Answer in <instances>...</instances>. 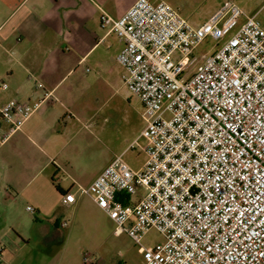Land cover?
Segmentation results:
<instances>
[{
	"label": "built area",
	"instance_id": "1",
	"mask_svg": "<svg viewBox=\"0 0 264 264\" xmlns=\"http://www.w3.org/2000/svg\"><path fill=\"white\" fill-rule=\"evenodd\" d=\"M100 19L125 42L117 61L143 105L146 160L134 169L117 155L79 191L114 221L115 234L127 233L141 247L143 264H264L260 20L232 0L200 25L164 0H135L119 18L103 12ZM208 37L224 41L194 55ZM52 98L45 89L35 102L0 104V145ZM121 196L137 199L124 203ZM63 200L74 203L75 193ZM151 228L164 240L149 247L143 240Z\"/></svg>",
	"mask_w": 264,
	"mask_h": 264
},
{
	"label": "crops",
	"instance_id": "2",
	"mask_svg": "<svg viewBox=\"0 0 264 264\" xmlns=\"http://www.w3.org/2000/svg\"><path fill=\"white\" fill-rule=\"evenodd\" d=\"M134 1L0 0V104L11 98L35 102L45 89L53 93L0 145V206L13 207L21 200L26 209L34 207L33 212L27 209L26 219L11 214L0 227V264H85V250L88 264H143L142 249L127 233L99 228L89 212H105L78 189L143 138L146 122L133 142L115 151L113 126L96 112L88 115L92 108L78 86V72L90 71L89 65L103 73L118 64L125 42L101 26L100 16L106 12L119 18ZM225 1L218 0L215 10ZM232 1L264 27V0ZM79 124L89 133H82ZM144 145L145 139L143 151ZM68 191L76 196L72 204L63 200ZM121 199L134 201L133 196ZM70 211L74 216L67 221Z\"/></svg>",
	"mask_w": 264,
	"mask_h": 264
},
{
	"label": "rangeland",
	"instance_id": "3",
	"mask_svg": "<svg viewBox=\"0 0 264 264\" xmlns=\"http://www.w3.org/2000/svg\"><path fill=\"white\" fill-rule=\"evenodd\" d=\"M174 6H179L182 14L193 24H202L210 17L215 10V4L218 0H167ZM260 18L264 19V11L260 14ZM223 40H216L211 37L206 38L203 43L195 50L194 55L201 56L203 53L213 52L221 44ZM91 70H82L78 72V86L84 92L85 102L91 106V111L88 115L97 113V118L103 120L108 118L109 126L114 128V142L112 147L115 151L122 148V146L133 142L140 130L143 128L145 120L142 116L143 106L139 98L132 94L123 81V76L126 69L119 63L114 65L113 71L101 72L93 65H89ZM84 68V67H83ZM195 67L192 68L194 70ZM81 126L82 133H89L88 129L83 124ZM93 127V126H92ZM144 139L140 138L135 144V148L129 149L123 155V159L127 161L133 168H139L146 160V154L143 151ZM102 145V144H100ZM103 146V145H102ZM106 149V145H104ZM109 149L111 144L109 143ZM1 178V170H0ZM142 191L145 187H142ZM135 201L136 196H133ZM26 202L19 201L17 204L11 206H0V227L5 225L6 220L11 214L14 217L27 218L30 212L26 209ZM85 210L83 207L80 213ZM89 212V211H88ZM94 215L97 225L100 229L112 232L115 230L116 224L114 221L101 211L89 212ZM66 220L71 221L73 212L70 211L66 215ZM79 221V220H78ZM7 224V223H6ZM129 241L125 237V241ZM124 240V239H123ZM164 240L163 234L156 228H151L144 236V243L151 247L158 242ZM138 247V246H137ZM140 250L141 248L138 247ZM88 250L83 252V258L88 255Z\"/></svg>",
	"mask_w": 264,
	"mask_h": 264
},
{
	"label": "trees",
	"instance_id": "4",
	"mask_svg": "<svg viewBox=\"0 0 264 264\" xmlns=\"http://www.w3.org/2000/svg\"><path fill=\"white\" fill-rule=\"evenodd\" d=\"M118 199H120V198L118 197ZM124 203H127V201L125 200Z\"/></svg>",
	"mask_w": 264,
	"mask_h": 264
}]
</instances>
